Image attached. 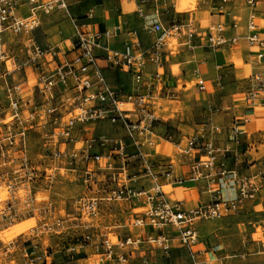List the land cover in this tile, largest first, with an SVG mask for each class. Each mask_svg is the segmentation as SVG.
I'll list each match as a JSON object with an SVG mask.
<instances>
[{
    "label": "built area",
    "instance_id": "built-area-1",
    "mask_svg": "<svg viewBox=\"0 0 264 264\" xmlns=\"http://www.w3.org/2000/svg\"><path fill=\"white\" fill-rule=\"evenodd\" d=\"M68 1L0 0V64L12 66L3 70L1 86L0 193L4 196L0 195V232L10 224L33 221L6 244L0 239L1 247L6 252L20 249L24 264H49L47 252L35 251L36 238L78 226L83 230L81 246H92L100 264H136L126 251L142 243L168 258L172 245L167 230L172 229L191 264H199L193 248L198 225L237 210L258 194L260 186L255 175H241L236 168L227 167L228 154L234 149L215 143L218 130L209 118L185 135V146H179L188 158L187 171L176 174L173 160H156L158 139L173 141L157 132L161 120L156 114L157 101L177 97L176 91L162 83L164 53L172 54L171 41L178 44L179 39L190 47L197 44L211 49L240 39L250 46H264L255 19L260 0H231L250 8L243 35L228 34L239 27L236 16L229 23L209 22L196 28L190 18L175 10V0H132L137 26L122 23L111 30H90L87 25L94 18L95 7L76 17ZM229 1L219 0L218 8L225 11ZM56 12H63L73 30V55L69 58L59 47L50 43L41 47L33 38L41 15ZM120 32L125 39L114 47L111 40ZM15 46L26 51L27 57L20 63L14 61ZM47 55L57 58L55 66L49 64ZM26 68H31L33 83L28 85L29 76L25 75V79L8 84L5 76ZM105 69L128 74L129 87L109 83ZM194 85L200 91L205 89L201 81ZM56 92L60 103L52 106L50 100ZM37 97L41 102H36ZM244 99L264 104V74L250 76ZM241 133L237 127L231 129L235 144ZM68 175L83 191L71 201L72 212L62 209L60 215L49 193L58 178ZM128 179L147 180L148 185L133 187ZM160 179L166 184H160ZM184 180L204 183L210 199L190 209L171 201V185ZM166 186L169 191L164 190ZM224 191L229 195L224 196ZM38 193H46V199L39 200ZM132 200L144 205L133 213L131 224L149 227L150 232L116 237V242H111L94 220L109 206ZM260 247L259 253H264V242Z\"/></svg>",
    "mask_w": 264,
    "mask_h": 264
},
{
    "label": "crops",
    "instance_id": "crops-1",
    "mask_svg": "<svg viewBox=\"0 0 264 264\" xmlns=\"http://www.w3.org/2000/svg\"><path fill=\"white\" fill-rule=\"evenodd\" d=\"M178 2L180 3L177 8L175 5V10L183 12L181 16L190 18L196 28L203 27L209 22L229 23L232 16H236L239 19V27L230 30L228 34L243 35L246 33L245 25L250 8L243 5L241 1L232 3L230 0L225 11L218 8L219 0H198L197 5L196 0H177ZM92 6L95 7L94 18L87 25L90 30H111L116 25H122V23H125V27L137 26L138 21L134 13L132 0L68 1L69 10L76 17L84 16L87 9ZM255 10L258 33L264 39V0L258 1ZM40 18L44 43L59 47L66 52L68 58L71 57L73 55L71 50L73 30L63 12H56L49 16L41 15ZM141 38L147 42L148 38L146 36L141 35ZM124 39V33L120 32L111 40V45L114 47L120 46ZM163 59L162 83L166 89L176 91L177 97L176 99L162 98L159 100L178 102L180 101L178 94L182 96L187 91L199 94L198 97H201L202 100L198 102V112H193L189 105L185 114L182 109L181 111H173L171 107L169 111L166 109L167 107L158 106L157 104L156 110L161 114L162 111H172L167 116L165 114L160 115L161 120L157 124V132L162 126L163 117H166L164 120L169 121L175 127L182 141L173 140L170 142L158 139L159 150L156 160L162 162L173 160L176 174L187 171L188 158L181 152H172V147L179 150V146H185V135L190 131L199 129L209 118L211 124L217 127L218 130L214 134L215 143L234 149L228 154L227 167L229 169L236 168L238 171L240 169L243 175L248 173L255 175L257 181V173L259 170H264L260 169V165L264 163V160H262L264 159V125L261 124L264 121V104L247 103L245 99L236 96L244 94L245 82L242 79L247 78L248 81V78L253 74H264V46H250L244 39H240L235 44L211 49L197 44L190 47L184 43V40L179 39L176 51H172V54L165 52ZM173 65H178L179 68L174 67L172 69ZM104 73L109 83L124 86L126 89L129 87V75L125 72L105 69ZM112 76L116 77L113 79ZM193 80L194 84L199 81L203 82L205 89L200 91L195 85L188 89L187 84ZM234 127L242 131L236 144L231 140V129ZM159 133L163 135L161 132ZM128 182L137 188L148 185V181L143 179H128ZM159 182L162 185L166 184L163 179H160ZM223 195L228 196L229 193L224 191ZM168 196L171 201L180 202L183 209H190L210 199V195L204 190V183L189 180L173 183L171 193ZM248 202L249 200H245L240 208ZM252 202H257L260 205L264 204V186L260 187L256 199ZM124 204L129 208V218L123 223L116 224V227L119 228L117 236L110 235V238L111 236L116 239V237L127 235L135 237L138 234H148L150 232L149 227H139L131 224L133 213L143 207V202L132 200L124 202ZM106 227L109 226L104 228ZM101 229L102 227L98 228L99 231ZM214 231L217 230H209L206 222H201L198 225V241L193 248L197 253L196 260L199 264L208 262L204 259L199 260L204 256H207L209 261H221L228 256L223 245L216 246L215 244L213 246L209 240H206ZM167 232L171 237L172 245L168 258L161 257L157 251L142 243L135 249L130 248L126 251L129 252V260L136 264H191L187 250L180 246L172 229L167 230ZM144 260L145 263H143ZM106 264L116 263L106 262Z\"/></svg>",
    "mask_w": 264,
    "mask_h": 264
},
{
    "label": "rangeland",
    "instance_id": "rangeland-1",
    "mask_svg": "<svg viewBox=\"0 0 264 264\" xmlns=\"http://www.w3.org/2000/svg\"><path fill=\"white\" fill-rule=\"evenodd\" d=\"M197 2L198 0H196V5ZM74 9L75 8L73 7V10ZM43 37L44 36L41 27L33 32V38L35 42L41 47L45 46ZM173 43L175 46V48H173V52H175L177 44L175 41H171V44ZM13 49V55L15 56L14 61L16 63H20L26 59V51L23 46H15ZM46 59L52 66H55L58 62L57 58L51 59L49 55L46 56ZM11 67V63H8L6 66L0 64V100L3 99V91L1 89V86L3 85V70ZM174 67L179 68L178 65H173L172 69ZM30 69L26 68L25 71H23L22 69L20 70V73L15 71L9 76H5L8 84L16 82L17 79H25V75L29 76L30 82L28 85L33 83V75L31 74L32 71ZM112 77L114 79L116 76ZM242 81L245 82L244 94L236 97L244 99L246 91L250 86V78H248V81L247 78L242 79ZM193 85L194 80L187 84V88L190 89ZM27 86L24 88L25 92H27ZM198 95L199 94L197 93L187 91L183 93L182 96L178 94V99L180 100L178 102L158 100L157 104L167 107L166 109L169 111L171 107L173 111H181L182 109L184 110V114L187 107L190 105L193 112H198V102L202 100L201 97H198ZM36 102H41L38 97L36 98ZM59 103L60 94L59 92H56L54 97L50 100V104L52 106H55ZM123 107L128 108L129 106L124 105ZM162 112L163 113L161 114L158 110H156V114L159 117L160 115L164 114L165 116H167L168 113L171 114L172 111ZM165 118L166 117H163V121L161 124L162 126L158 129V132H161L165 137L170 136L172 140H175L177 142L182 141L181 137H179L178 133L176 132L175 127L169 121H165ZM192 132L193 131H190L188 134H191ZM172 148V152H180L178 149L174 147ZM260 169H264V163L260 165ZM238 172L242 175L240 169ZM246 175L249 176L252 174L248 173ZM257 177L259 186H264V170H259V172L257 173ZM164 190H169V187H164ZM82 191L83 189L78 186V183L76 181H73L71 176L68 175L67 177L58 178L56 182L53 183L50 188L49 198L56 210L59 211V214L63 215L62 209H64L66 213L72 212L71 201L75 197L81 195ZM39 195L40 194H38V196ZM256 196L254 198L247 199L249 200V202L248 204L244 205V207L238 208L233 212H227L220 219L202 221L203 223L206 222L209 230H217L214 231V233H212L209 238H206V240H209V242L213 246L215 244L216 246L223 245V247L227 251L226 254H228V256L221 261H209L208 257L204 256L199 258V260L204 259L208 262L201 264H264V253H259L261 249L260 244L261 242H264V204L260 205L257 202L253 203L252 201L256 199ZM128 210L129 208L126 207L124 202L115 203V205L106 208L104 210V213H102L94 220V223L98 228L102 227L101 231L106 232L108 235L117 236V231L119 230V228L116 227V224L123 223L129 218ZM29 225L30 223L28 221L22 224H10L8 228L2 231L0 234V236L4 239H2L3 244H6L7 240L16 236L18 233L26 230ZM105 226L109 227L104 228ZM12 230H14L15 233L6 234L7 232H10ZM82 233L83 230L81 228H79L78 226H74L73 228L68 229V231L66 230V232L64 233L41 236L40 238H36L35 242L38 243V249H36L35 251L40 254L47 252V254L50 255L48 258L49 264H100L98 256L94 254V249L92 248V246H81L84 244L83 237L81 236ZM112 236L111 238L114 240V237ZM25 262L26 259L22 256V251H20V249L17 248V250L13 249L6 252L0 244V264H24Z\"/></svg>",
    "mask_w": 264,
    "mask_h": 264
},
{
    "label": "bare ground",
    "instance_id": "bare-ground-1",
    "mask_svg": "<svg viewBox=\"0 0 264 264\" xmlns=\"http://www.w3.org/2000/svg\"><path fill=\"white\" fill-rule=\"evenodd\" d=\"M179 1H180V0H179ZM179 3H180V2L177 3V0L175 1L176 8L178 7V4H179ZM170 46H171L172 48H175L174 43L171 44ZM123 106H124V105H123ZM123 108H124V107H123ZM166 187H169V186H166ZM169 190H170V187H169ZM169 190H167V191H169ZM38 194H40V195L38 196ZM38 194H37V197L39 198V200H41V199L44 200V199H46V197H47V194H46V193H38ZM0 195L3 197V196H4V193L1 192ZM171 196H172V195H171ZM27 221L30 223V225L33 223L32 220H26V221L19 222V223L22 224V223L27 222ZM30 225H29V226H30ZM20 229H21V228H20ZM4 230H6V229H4ZM4 230H3V231H4ZM16 230H17V229H16ZM12 231H13V232H12ZM12 231L7 232L6 234H12V233H15L14 230H12ZM1 232H2V231H1ZM1 232H0V234H1ZM3 236H4V235H3ZM108 237H109V239H110L111 242H116V239H114V240L111 239V238H110V235H108ZM0 239H3V238L0 236ZM3 240H4V239H3ZM98 260H99V259H98Z\"/></svg>",
    "mask_w": 264,
    "mask_h": 264
}]
</instances>
